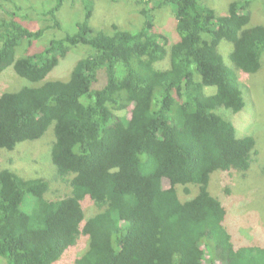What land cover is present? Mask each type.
<instances>
[{"label": "trees", "instance_id": "trees-1", "mask_svg": "<svg viewBox=\"0 0 264 264\" xmlns=\"http://www.w3.org/2000/svg\"><path fill=\"white\" fill-rule=\"evenodd\" d=\"M254 1L232 0L219 15L206 0H136L139 28L106 29L91 22L94 0H48L43 8L0 0V79L13 68L30 82L0 94V150L51 133L56 177L71 186L51 198L47 179L0 170L1 264H55L82 236L88 247L76 264H264V245L239 243L226 226L230 186L227 196L210 190L216 172L242 176L259 153L256 139L239 137L219 112L246 105L236 71L264 74ZM169 5L172 44L155 22L158 7ZM63 7L82 13L77 30L45 38L62 27ZM35 21L43 23L33 29ZM223 40L233 44L234 70ZM79 46L89 54L67 78L54 76ZM164 60L166 69L157 66ZM87 201L97 213L86 216Z\"/></svg>", "mask_w": 264, "mask_h": 264}, {"label": "rangeland", "instance_id": "rangeland-1", "mask_svg": "<svg viewBox=\"0 0 264 264\" xmlns=\"http://www.w3.org/2000/svg\"><path fill=\"white\" fill-rule=\"evenodd\" d=\"M30 1L35 6L43 8L46 6L44 3L48 0ZM94 1L96 14L95 20L93 16L91 22L92 24L95 22L96 27L111 29L113 22L118 23L123 28H139L141 26L140 20L141 17L143 19V15L140 13V5L137 4L136 0ZM230 1L232 0H206L219 15L228 13ZM251 11L253 13L252 24H264V0H255L253 5H251ZM37 12L39 11L37 10ZM33 13L36 15L35 11ZM155 13L157 28L168 35L170 44H172L178 37L176 35L177 20L173 7L170 5L166 9L158 7V12ZM58 16L63 20L62 27L50 28V31L46 32L45 38L49 39V35L50 38L54 36L60 38L68 32H75L77 30V22L82 20V13L71 7L67 9L63 7ZM42 23V21H39V23L35 21L33 29H37ZM232 50L233 44L231 42L227 40L221 42L220 51L223 58L226 64L234 70L235 66H233L234 64H232L233 62L229 56ZM88 54L87 47L79 46L75 48L74 53L55 70L54 76L67 78L71 64ZM157 66L166 69L169 67V61L158 62ZM236 72L242 83L246 105L238 113L224 106L219 107V112L224 118L234 123L239 137L249 135L256 139V148L259 153L254 156L255 160L252 167L242 176L240 172L235 170L216 172L211 178L210 190L215 196H227V192H225L227 186L232 189V194L226 199L225 206L228 210L226 226L234 240L239 241V243L254 242L264 245V74L256 75L252 73L245 75L240 70ZM197 78L200 77L197 75ZM22 84L27 85L30 82L28 79L18 75L13 68H8L3 72L0 79V94L5 90H16L15 87L17 85L19 87ZM216 91V86L205 87L207 94H214ZM130 112L131 107L126 113L129 115ZM53 137L50 133L43 139H39L40 141L36 140L37 142L19 145L14 151L0 150V170L10 168L26 178L42 177L47 179L52 184L49 193L51 198L69 193L71 190L69 180H62V178L56 177L57 168L51 159ZM180 197L187 198L183 195L182 189ZM86 199L90 198L86 197L82 201L83 205ZM85 208L86 216L98 212V208L91 201L85 203ZM88 242L86 236L80 237L78 244L67 250L55 264H76L79 256L86 251ZM2 261L0 259V264ZM205 261L208 263L207 260Z\"/></svg>", "mask_w": 264, "mask_h": 264}, {"label": "bare ground", "instance_id": "bare-ground-1", "mask_svg": "<svg viewBox=\"0 0 264 264\" xmlns=\"http://www.w3.org/2000/svg\"><path fill=\"white\" fill-rule=\"evenodd\" d=\"M45 30V29H44Z\"/></svg>", "mask_w": 264, "mask_h": 264}]
</instances>
